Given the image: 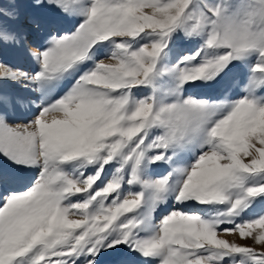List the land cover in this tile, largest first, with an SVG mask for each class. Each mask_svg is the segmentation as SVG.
Segmentation results:
<instances>
[{
  "label": "snow or ice",
  "instance_id": "6c2138e0",
  "mask_svg": "<svg viewBox=\"0 0 264 264\" xmlns=\"http://www.w3.org/2000/svg\"><path fill=\"white\" fill-rule=\"evenodd\" d=\"M21 4L0 0V47L27 46L40 70L0 63V81L45 94L0 90V264H264V208L250 214L264 200V0H31L28 27ZM48 6L80 22L47 29ZM179 32L202 42L168 64ZM230 74L218 99L183 95Z\"/></svg>",
  "mask_w": 264,
  "mask_h": 264
},
{
  "label": "rangeland",
  "instance_id": "374dc122",
  "mask_svg": "<svg viewBox=\"0 0 264 264\" xmlns=\"http://www.w3.org/2000/svg\"><path fill=\"white\" fill-rule=\"evenodd\" d=\"M21 7L23 8L25 12V21H24V27H28L27 24V18L31 17L34 14V10L31 8V0H22ZM42 18L45 21V27L47 29H53L56 30L58 33L62 34L66 31H72L74 30V26L80 22V17L77 16H67L64 13L60 12L58 8H55L53 6H48L40 10L39 13ZM32 41V38L30 37L29 42ZM202 41L200 39H188L185 38L182 32H179L174 37V42L169 44L168 48V56L166 57V62L168 64L176 63L181 57L184 55H188L193 53L200 45ZM37 46L44 47L43 43V34L41 35L40 40H36ZM109 48H103L100 49V51L97 53V59H104V54L108 52ZM11 56V57H8ZM15 57V58H14ZM12 58V59H11ZM14 58V59H13ZM12 60V61H11ZM0 63H8L15 65L17 68H21V70L29 73H35L40 70L39 63L31 57L29 54L28 48L25 45H5L3 47H0ZM28 63V64H27ZM23 66V67H22ZM93 67V62L88 61L84 65L81 66L80 72H77L72 77H67L64 80H62L58 85L52 86L50 94L53 95V98H57L60 95H63L64 92H66L72 84L75 82V79L77 76H79L83 71L87 70L88 68ZM29 69V70H27ZM227 78L225 77L223 80L220 78H217L215 81H209V82H203V81H197L195 83H189L184 85V93L191 89V88H198L200 91L199 98H206V92L205 88L207 89V93L213 96L212 99H218L220 98L223 93L219 92V86L224 84ZM174 81L169 80L165 83L164 88H170L173 86ZM17 87V88H16ZM9 90L13 94H16L14 92V89L17 90L19 95L23 94V90L20 86H17L15 84H12V82H8L6 80L0 81V90ZM17 93V94H18ZM236 92H233L232 95L235 96ZM147 90H141L137 93L138 96L147 95ZM164 95V91H161V96ZM195 157L191 154H187L183 157V160L185 161H191ZM4 167H11L10 161H8L6 158L0 156V168ZM168 171V165L164 163H160L159 165H153L150 169V172L153 175H163ZM138 190V189H137ZM169 204V205H168ZM168 204H165L166 207H174V204L170 200ZM194 204V203H192ZM164 206V205H161ZM160 206V207H161ZM264 208V200H261L254 208L251 215L255 216L258 215L260 212V209ZM205 210H209V206L205 207ZM225 238L230 240H236L238 243H246L249 246H254V242L249 238L246 241L240 240L236 235L231 234L225 236ZM258 247V246H256ZM111 251V250H110ZM140 263L144 264V261L142 258L139 257ZM106 262H112V258L110 256H105L104 259L101 261V264H105ZM154 264V262H153Z\"/></svg>",
  "mask_w": 264,
  "mask_h": 264
},
{
  "label": "bare ground",
  "instance_id": "6f19581e",
  "mask_svg": "<svg viewBox=\"0 0 264 264\" xmlns=\"http://www.w3.org/2000/svg\"><path fill=\"white\" fill-rule=\"evenodd\" d=\"M28 45L32 48V50L33 51H35V47L38 45L37 43H36V40H34V39H32V41L31 42H29L28 43ZM8 57H11V56H8ZM15 58V57H14ZM13 58V59H14ZM12 59V58H11ZM12 61V60H11ZM5 64H8V63H5ZM28 64V63H27ZM174 64V63H173ZM8 65H11L12 66V68H14V69H21V68H17L15 65H12V64H8ZM23 67V66H22ZM27 70H29V69H27ZM227 78V80L225 81V83L224 84H222V85H220L219 86V89H220V91L219 92H221V93H223L224 94V91H225V88H224V85L226 84V83H228L232 78H234L231 74L228 76V77H226ZM6 81H8V82H12V84H15V85H17V86H20L21 88H22V90H23V94L21 95H19V93L17 92V90L16 89H14V92L16 93V94H13L12 92H10L9 90H6V89H3V91L5 92V93H8V94H13V95H19V96H21V97H23L24 99H26V100H34V101H36V103H39L43 98H44V91H41V90H32V89H30V88H26V87H24V86H22L20 83H17V82H15V81H13V80H6ZM17 88V87H16ZM51 91V88L50 89H48V92H50ZM205 94H206V98H209V99H212V95H211V93L210 94H208L207 92V89L205 88ZM233 92H236L235 94H239L238 93V90L237 89H233L232 90V93ZM18 93V94H17ZM199 95H200V91H199V89L198 88H191V89H189V90H187L185 93H184V96L185 97H187V96H193V97H197V98H199ZM16 117H18V118H31V114L29 113V112H24V111H22V110H20V109H18L17 110V112H16ZM18 122H20V123H22L23 121L21 120V121H18ZM169 205V204H168ZM205 207L206 206H203V205H195V204H192V206H191V208L190 209H188V210H191V211H205ZM172 208H170V207H166L165 205L164 206H161L158 210H157V213H156V217H157V219L160 217V216H162V215H166L170 210H171ZM105 264H112V262H106ZM135 264H141L140 263V260H139V256L137 255L136 256V258H135Z\"/></svg>",
  "mask_w": 264,
  "mask_h": 264
}]
</instances>
